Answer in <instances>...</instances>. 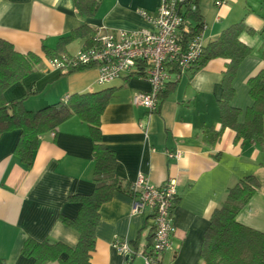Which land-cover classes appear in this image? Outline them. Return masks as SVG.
Segmentation results:
<instances>
[{"label":"crops","instance_id":"1","mask_svg":"<svg viewBox=\"0 0 264 264\" xmlns=\"http://www.w3.org/2000/svg\"><path fill=\"white\" fill-rule=\"evenodd\" d=\"M161 1L101 0L95 15L84 17L75 0H0V38L16 51L33 52L41 59L33 72L7 87V101L25 97V107L35 111L71 94L110 89L99 129L101 142L114 153L112 175L122 189L114 190L99 208L90 264H123L115 238L128 240L137 251L146 249L152 210L133 213L132 198L124 190L139 173L155 186L176 181L174 230L161 255L162 264H200L202 238L212 213L227 198L229 188L245 177H254L258 185L236 220L264 232V137L238 138L233 129L222 127L219 100L227 59L213 58L183 72L171 69L154 112L132 103L134 93L150 88L139 72L98 85L94 66L70 72L49 66L52 57L43 48L55 50L61 38L85 22L108 31L152 30L141 10L155 14ZM252 2L226 0L217 7L212 0L210 8L197 0L205 22L203 45L230 25L243 22L246 27L240 40L251 52L232 80L231 105L239 110V123L253 105L248 80L264 72V0ZM87 46L84 39L71 40L59 56ZM215 132L219 135L212 141ZM18 137V130L0 137V264H33L32 258L21 254L28 237L75 245L78 233L62 217L75 218L80 203L70 196L89 195L96 183L94 141L89 124L78 116L67 118L55 133L40 136L30 165L14 153ZM167 152H179L180 157H168ZM129 264L143 262L135 256Z\"/></svg>","mask_w":264,"mask_h":264},{"label":"trees","instance_id":"2","mask_svg":"<svg viewBox=\"0 0 264 264\" xmlns=\"http://www.w3.org/2000/svg\"><path fill=\"white\" fill-rule=\"evenodd\" d=\"M100 2L101 0H75L79 13L84 17H93ZM195 2L197 4V0ZM181 13L188 29L183 31V39L201 34L205 22L198 12V6L195 11L185 6ZM245 29L243 22L224 28L214 40L202 45L192 67L197 69L206 61L217 57L227 59L222 73V94L219 100L222 127L233 129L238 138L255 139L264 137V72L248 80L253 105L247 108L243 123L237 120L239 110L231 105L232 80L241 61L251 52V47L240 40V34ZM95 31V28L85 22L68 36L61 38L55 50L43 48V51L48 57H58L65 45L77 38L84 39L89 46ZM40 62L37 54L20 53L10 42L0 38V137L8 131L18 130L19 137L14 153L25 165H30L40 136L48 132L55 133L62 122L76 115L89 124L90 135L94 141L93 171L96 183L91 194L70 196L80 203L77 216L62 217L78 233L75 245L28 237L23 242L21 254L32 258L33 264H47L51 261H57L59 264H90L95 245V227L99 221V208L103 202L109 200L114 190L122 189L119 179L112 175L115 167L114 153L101 142L99 129V116L108 101L109 94L106 93L110 89L71 94L35 111L25 107V97L7 101L4 97L7 87L33 72ZM163 92L164 90L160 99ZM218 135L217 132L213 133L211 140L214 141ZM257 185L254 177L249 176L229 188L227 198L214 210L204 232L200 264H264V232L236 220L237 214L249 201ZM124 190L130 196L133 195L131 183ZM153 227L152 223L145 253L151 247Z\"/></svg>","mask_w":264,"mask_h":264},{"label":"built area","instance_id":"3","mask_svg":"<svg viewBox=\"0 0 264 264\" xmlns=\"http://www.w3.org/2000/svg\"><path fill=\"white\" fill-rule=\"evenodd\" d=\"M226 0H214L222 6ZM197 9L195 0H162L155 14L141 10L153 29L115 30L95 28L91 44L73 55L49 59L52 69L67 72L79 67L94 66L98 75L96 83L107 85L130 73H141L149 83L147 91H138L132 97L134 105L154 112L160 105V94L170 79V70L183 72L190 69L203 45L201 34L183 39L188 30L182 16L184 7ZM168 157L179 158V152H167ZM132 212L141 213L150 208L153 214V237L150 250H135L126 239L115 238L114 245L129 264L135 256L143 264H162L161 255L169 248L173 234V208L177 200L176 181L167 180L155 186L139 173L131 183Z\"/></svg>","mask_w":264,"mask_h":264},{"label":"rangeland","instance_id":"4","mask_svg":"<svg viewBox=\"0 0 264 264\" xmlns=\"http://www.w3.org/2000/svg\"><path fill=\"white\" fill-rule=\"evenodd\" d=\"M201 1L203 2L204 5H207V6H210V8H213V7H212L213 5H211V4H212V3H211L212 0H200V2H201ZM248 1H249L250 4H253V3H254V2L251 3V1H254V0H248Z\"/></svg>","mask_w":264,"mask_h":264}]
</instances>
